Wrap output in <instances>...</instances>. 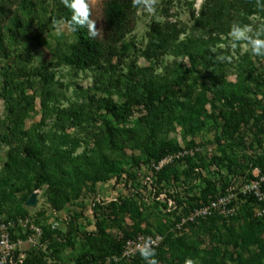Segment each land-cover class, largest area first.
I'll list each match as a JSON object with an SVG mask.
<instances>
[{
    "label": "rangeland",
    "instance_id": "1",
    "mask_svg": "<svg viewBox=\"0 0 264 264\" xmlns=\"http://www.w3.org/2000/svg\"><path fill=\"white\" fill-rule=\"evenodd\" d=\"M110 1L87 0L91 31L105 52L97 57L99 63L76 69L55 66L76 41L71 25L57 17L66 0H0V222L27 216L41 228L35 244L25 236L16 238L23 242V250H34L27 252L26 264H79L78 257L87 249L89 257H99L89 264H119L121 255L103 239L118 242L146 231H163L168 242L164 240L155 256L128 264H149L152 259L157 264H264V219L254 218L246 206L233 218L200 221L188 232L175 229V215L168 210L177 204L168 196L176 190L187 199L201 195L205 183L194 175L196 166L206 177L224 175L228 181L231 172L224 165L244 175L254 161L264 164V49L257 55L252 48V41H264V0H122L126 21L121 31L112 30L106 21ZM234 26L242 36L231 35ZM191 40H197L201 51L185 56L182 51ZM160 41L167 50L157 52ZM149 48L157 54L149 55ZM205 48L217 55L204 56ZM220 50L227 51V58ZM45 66L54 72V79L51 107L41 123L43 89L36 70ZM5 71L11 74L7 95L15 101L22 92L33 105L23 102L14 112L7 110ZM150 74L155 87L169 85L159 111L167 123L160 137L182 150L200 148L190 157L171 153L181 180L185 170H192L194 177L187 181L193 184L187 182L186 188L172 180L173 175L159 183L147 154L132 146L135 141L123 140L130 133L114 135L110 142L104 131L106 123H114L109 113L95 123L73 119V111L83 115L88 111L93 95L103 106L102 113L107 104L130 98L134 115L120 126L139 130L140 121L149 115L137 105L142 89L132 75ZM180 77L181 83L175 84ZM14 118L18 121L11 143L4 133ZM35 135L44 137L47 146L40 186L37 166L26 165L21 158L17 168L8 162L14 150L29 145ZM59 149H70L71 154L62 156ZM216 156L225 161L219 169L212 162ZM123 168L126 172L120 174ZM222 187L219 183L220 192ZM33 192H38V203L28 206ZM125 198L130 200L127 204ZM163 200L167 208L160 204ZM21 229L35 235L31 227ZM93 233L97 238L84 247V236ZM67 236L73 247L65 244Z\"/></svg>",
    "mask_w": 264,
    "mask_h": 264
},
{
    "label": "trees",
    "instance_id": "2",
    "mask_svg": "<svg viewBox=\"0 0 264 264\" xmlns=\"http://www.w3.org/2000/svg\"><path fill=\"white\" fill-rule=\"evenodd\" d=\"M66 1H67V5L63 9H61V7L60 9H58L57 17L58 19L66 20L71 25V27L74 29L76 33V41L75 43L71 45L70 50L67 49L64 52L63 56L58 57L59 59L57 62H55L56 63L55 66L65 64V65L72 66L76 69H86L92 66L93 64L99 63V61L97 60L98 59L97 57H102L105 51L103 50V46H102L100 39L92 35V31L88 25H80L79 23L76 24L73 22L74 9L71 8L69 5L72 4L74 0H66ZM84 3L86 4L87 0H84ZM104 12H105L106 21L109 27L112 30L121 31L122 28L125 26V21H126V11H125L124 2L122 0H111L110 2H108ZM81 19L83 18L81 17ZM88 20H89V16H88ZM17 21L22 23L25 20L22 18H19L17 19ZM196 42L197 40H191L188 44L186 43V47L182 51L184 53L183 55L192 57L194 55H197V53L199 54V52L201 51V48L198 47ZM166 47L167 46L163 45V43L160 41V46H159V49H157L158 50L157 52H159L162 49H166ZM204 50H205L204 56L217 55V53H214L212 49L205 48ZM148 51H149L148 53L149 55L155 56L157 54V52H155L154 54L150 52V48L148 49ZM221 52L224 53L222 54L224 58H227V51L220 50V53ZM51 67H54V66H51ZM178 68H180V65L178 66ZM36 73L41 76V80H42L43 90H42V95H41L42 96L41 106L45 112V113L43 112V117L41 119L42 120L41 123H42V122H45L47 118L46 113L51 107L49 102L51 100V95H52L51 89L53 88L52 84H53V79H54V72L53 73L51 72L49 66H45L42 68L41 67L38 68L36 70ZM3 77L5 81L3 97L7 102V110H11L14 112V109L15 110L19 109L23 105V102L27 103L28 106L33 105V101H28L22 92L18 93L17 98L14 99L15 101H13L7 95L8 85H9L8 82H9V78L11 77V74L8 71H5L3 74ZM132 80H134V83L136 84V86L138 85L140 86V89H142V94L139 97V99H137V105L143 106V108L148 111V115H149V117L146 115L143 118V121H140L141 127L139 128V130H136V131L135 129L126 130V129H122L120 126L123 122H126L127 120L130 119L132 115H134L133 100H131L130 98H128L127 100L123 102H120L119 104H111V105L107 104L106 107L104 108L105 113H102L101 110L103 106L101 105L99 100L95 99V95H93L90 97L91 100L89 101L87 105L88 111H84L85 112L84 115L82 113H79L78 111H73V119L77 121L87 120V121L95 123V121L99 120L100 118L102 117L104 118L106 116V112L109 113L114 118V123L113 124L111 122L106 123L107 127L104 129L105 133H108V135H110L109 141L110 142L113 141L112 137L114 135H118L122 137L130 133V138L126 137L123 140L124 141H127V140L135 141L136 143L135 144L133 143L132 146H137V148L142 149L147 154L146 156L147 157L146 160L148 162L147 164L151 166L152 170L155 173V176L157 177V180L159 178L158 180L159 183H161L164 180L170 181V177L173 175L172 180H175V182L177 183L180 182L183 186L187 182H189L187 180L193 178L194 175L197 174V177L200 178L199 180H201L202 183H205V186H203L204 190L201 192V195H199V197L195 194L192 197H188L190 199H187V197L184 198L183 195H180L178 190H176L174 194L168 195L170 198H174L176 200L177 204L175 205V207H171V208L168 207V203L164 202L166 200H163L160 202V204L163 205V207L165 208L168 207L169 212L175 215V225H176V220L180 219L181 214H187L195 207H198L200 205V202L202 200L207 201L209 196H214L219 193L225 192L227 187L231 184V181H233V178L239 174L237 173L238 172L237 169H235L234 167L232 168L230 165H224L225 161L220 156L214 157L212 159V162L215 166L218 167V169L220 168L221 165H224L225 167H227V170L231 172V174L228 172L229 176H231V178H229L228 181H226L227 178L224 175L216 176V177H206V175L201 173L202 171L201 172L199 171L198 166H196L195 169L192 167L194 175L192 173V170L191 171H189L188 169L185 170L184 171L185 178L184 180H181L182 178L181 174L178 175L175 173L176 169L174 168L175 167V163H173L174 161L173 162L171 161L163 165L159 170H155L154 164L157 165L165 157L171 156V153H176L182 150L181 147L176 142H172V141L165 139L164 137H160L161 133L163 132L165 133L167 123L163 117H160L159 111H162L163 93L166 92L169 85L164 84L162 88L155 87V81L151 74L150 76L146 78L139 76V75L137 76L132 75ZM181 80L182 78L180 77L179 80L175 81V84L181 83ZM171 94L175 96L176 91L174 92L171 91ZM202 97L204 98V100L206 99V92L202 93ZM95 102L98 103L96 104L97 106L96 110H94L93 108V105L95 104ZM53 112H55V109L53 110ZM57 116L59 119H61L62 118L61 112H58ZM17 121L18 120L16 118H14V120L9 119L8 121L9 123H7L6 131L4 133V138L7 140L9 139L11 143H12L11 135L15 134V129L13 128H14V125L17 123ZM16 140L19 143L20 141L19 136H16ZM58 145L59 143L56 146L58 147ZM46 147L47 146L45 145V138L35 135V138L32 139V142L29 145H24V147H18V149L16 148V150H14V152L11 154L10 160H8V162L12 168L13 167L17 168L16 163H18L19 158H21L23 162H26V165L37 166L40 169V172H37L38 175L36 178V182L40 186L43 183L44 181L43 177L45 176L44 170L46 166V156H45ZM59 151L62 153V156L64 155L65 157H68L71 154L70 149L65 150V151L62 149H59ZM132 158H133L132 160L134 161L135 157L133 156ZM192 159L193 158H188V161L190 162V160ZM138 160L139 159L136 160V163H138ZM254 167H259L262 171H264V164H262L261 160H257V161H254L249 171L247 173H244L243 176L252 177L251 172ZM135 170L136 169H134L133 171ZM12 171H14V169ZM120 171H121L120 174H122L126 172V169L123 168ZM133 171L129 173V177L133 176ZM219 183L221 184L223 183L221 192L218 190ZM189 184H193V182L191 181L188 183V185ZM175 185H176V189H178L177 186L179 185L178 184H175ZM188 185H185V188ZM129 201L130 200L128 198L124 199V203L126 204ZM253 204H254L253 198H249L247 202H244L242 204V206L247 207L248 212L252 216L253 214H252L251 209L253 207ZM177 211L179 212V214L177 213ZM18 218H14L13 220H16ZM219 218L222 219V217H219V216H212L207 219H200L199 222L200 221L204 222L208 219H219ZM260 219H264V218H260ZM9 220H12V219H8L6 221H9ZM194 225H192L191 227H193ZM99 229L100 231H103L101 227ZM26 233H27L26 231H23L21 228H18L16 232L14 233L13 238L16 239L18 236L20 237L25 236L27 238V234L28 236L30 234L29 233L26 234ZM158 233H161L164 235L163 231L158 232ZM138 234L132 235V236L130 235L125 236L123 241H118V242L116 241L111 242V241H108L107 239H103V240L106 241L107 244H109L111 247L115 249L116 254L121 255L125 241L130 238L136 237ZM141 234H144L146 236H151V235L156 234V232L152 233L151 231H146ZM165 236L166 235H164V240L168 242L167 239H169V237L168 236L165 237ZM84 238L85 240L82 243H83V246L86 247L87 244H92L93 240L96 239L97 237L93 233V234L85 235ZM99 239L102 240L101 236L99 237ZM164 240L162 244L159 247L154 248L153 251L160 249L165 242ZM179 241H180L179 245H182V247L185 246L186 248L187 245L185 241L183 239H179ZM65 244L69 245L70 247H73L74 241L71 239V237L67 236L65 239ZM33 251L34 250L32 249V251L30 252H33ZM27 252L28 251L25 250L26 258L22 264H26L27 262V258H28ZM30 252H28V254ZM17 253H20V252L17 251ZM141 258H143V256L139 254L131 262L133 263L135 261H138V259H141ZM98 260H99V257L96 255L89 257V249L85 250L78 257L79 264H89L90 262L97 263ZM119 262H120L119 264L131 263L129 261H126L125 259H122Z\"/></svg>",
    "mask_w": 264,
    "mask_h": 264
},
{
    "label": "built area",
    "instance_id": "3",
    "mask_svg": "<svg viewBox=\"0 0 264 264\" xmlns=\"http://www.w3.org/2000/svg\"><path fill=\"white\" fill-rule=\"evenodd\" d=\"M200 150L199 147L193 149H183L175 156L177 158L194 155ZM172 156L165 157L159 164L155 165V170H159L163 165L171 162ZM252 177L237 175L231 181L225 192L214 196H209L207 201H201L187 214H181L176 220V230L188 232L192 225L199 223L200 219H207L212 216H219L223 219H230L237 215L244 202L249 198L254 199L252 214L255 218H264V171L259 167L252 169ZM173 203L169 200V206ZM175 207V206H174ZM28 217L16 220L0 222V264H22L26 258L25 250L22 248L23 242L13 238L18 228L31 227L35 235H29L28 241L35 244L36 235H41L40 227L32 224ZM164 240V235L156 233L151 236L138 234L134 238L125 241L121 259L131 262L136 256L141 254V250L147 246L151 250L159 247ZM19 251L20 253H17Z\"/></svg>",
    "mask_w": 264,
    "mask_h": 264
},
{
    "label": "clouds",
    "instance_id": "4",
    "mask_svg": "<svg viewBox=\"0 0 264 264\" xmlns=\"http://www.w3.org/2000/svg\"><path fill=\"white\" fill-rule=\"evenodd\" d=\"M71 8L74 9V14H73V22L74 23H79L80 25H88L89 28H93L94 25H92L89 20V12H88V7L84 3V0H74L72 4L69 5ZM149 11H153V9L149 6ZM81 17L83 19H81ZM92 35H95V32H92ZM231 35L233 36H242L243 33L240 32L235 26L232 28ZM252 48L253 52L257 55L262 54L261 50L264 49V41L262 40H254L252 41ZM141 255L147 260L149 257L155 256V252L151 250L149 247L145 246L141 250ZM149 264H157L156 260L152 259L149 260Z\"/></svg>",
    "mask_w": 264,
    "mask_h": 264
},
{
    "label": "water",
    "instance_id": "5",
    "mask_svg": "<svg viewBox=\"0 0 264 264\" xmlns=\"http://www.w3.org/2000/svg\"><path fill=\"white\" fill-rule=\"evenodd\" d=\"M37 196H38V192H33L32 195L27 200L26 204L28 206H35L38 203Z\"/></svg>",
    "mask_w": 264,
    "mask_h": 264
}]
</instances>
